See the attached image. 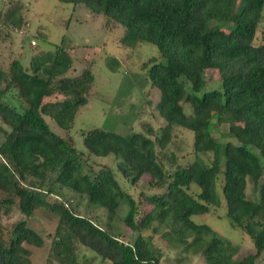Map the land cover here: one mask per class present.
<instances>
[{"label": "trees", "instance_id": "16d2710c", "mask_svg": "<svg viewBox=\"0 0 264 264\" xmlns=\"http://www.w3.org/2000/svg\"><path fill=\"white\" fill-rule=\"evenodd\" d=\"M57 1L104 15L108 30L112 23L121 26L127 48L144 42L157 48L164 61L152 58L143 67L149 65L165 123L157 131L141 125V132L124 137L84 129L79 150L69 131L92 93L90 67L65 76L73 58L64 41L54 51L33 54L28 67L19 57L0 65V264H31L28 247L46 243L44 264H160L162 252L142 235L145 230L182 253L200 254L206 264H257L264 253V43L254 39L264 0ZM10 6L0 10V26L20 29L23 4ZM112 61L111 69L120 66ZM211 70L219 87L206 91ZM45 118L65 135L52 132ZM224 124L234 143L213 138L212 128ZM176 127L192 133L194 160L180 165L172 154L167 166L159 153L174 145ZM207 154L209 163L202 158ZM108 156L131 187L148 176L151 193L139 192L151 206L147 214L112 167H92L94 157ZM74 196L86 200L89 215L75 211ZM125 200L129 211L122 222L135 233L128 239L112 225ZM13 206L24 218L4 229L1 218ZM220 208L229 226L248 236L253 253L234 259L236 247L193 219ZM41 211L55 221L47 240L28 226Z\"/></svg>", "mask_w": 264, "mask_h": 264}, {"label": "rangeland", "instance_id": "374dc122", "mask_svg": "<svg viewBox=\"0 0 264 264\" xmlns=\"http://www.w3.org/2000/svg\"><path fill=\"white\" fill-rule=\"evenodd\" d=\"M21 2L23 9L21 15L24 24L16 29L10 24H1L0 32V65L6 67L13 57H19L22 64L28 67L33 54L43 51H54L55 47L64 41L73 58V67L65 76H76L86 66L94 76L92 93L85 107L80 108L70 128L75 146L83 150L82 136L80 132L88 128H101L115 132L120 136H126L131 132H141V125H150L158 130L164 125L156 104L159 101V93L152 87L148 78V64L152 58L164 61L157 48L150 43H140L136 48L130 49L123 46L120 38L123 28L111 24L108 30L105 27L104 15H92L85 7L59 3L57 0H0V10L3 12L10 4ZM11 7V6H10ZM264 43V13L263 19L258 25L254 44ZM112 58L119 61L120 66L111 69ZM208 84L205 90H213L219 87L217 84V71L211 70L205 77ZM55 98V97H54ZM57 99L60 96H56ZM190 107L184 104V111L190 113ZM50 130L59 136H64L65 131L58 127L52 120L45 118ZM1 125V124H0ZM213 138L219 142H235L227 133V125L214 126L211 130ZM2 136L0 134V141ZM173 146H169L159 153L161 160L169 166L173 154L177 157L180 165H186L194 160L193 135L190 131L174 128ZM203 160L210 162L211 155H204ZM95 170L102 166L112 167L120 186L127 191L132 198L141 202L142 214L151 210V206L139 198V192L151 193L146 185L148 176H143L138 185L131 187L116 170L115 160L112 156L106 158L94 157L90 161ZM247 197L252 198V185H248ZM73 206L75 211L82 215H89L91 211L86 208V200L74 196ZM129 211L127 201L122 202L118 209V215L112 225L118 231L132 238L135 233L126 228L123 219ZM100 212V211H98ZM24 217L13 206L8 215L2 216L1 225L4 229ZM196 222L208 224L218 236L228 240L236 247L234 259L238 260L249 253L254 252L250 239L243 232L229 226L224 217V210L220 208L211 216L193 217ZM28 226L36 230L45 240L47 235L55 228V221L44 213L36 212L28 220ZM142 235L151 239L153 244L162 252L160 264H206L200 254L182 253L173 249L164 242L159 233L145 230ZM47 242V241H46ZM45 242V243H46ZM46 246L42 248L28 247L31 251V264H44ZM84 253H86L84 251ZM95 264L101 263L95 260ZM84 264V263H83ZM257 264H264V253L260 256Z\"/></svg>", "mask_w": 264, "mask_h": 264}]
</instances>
